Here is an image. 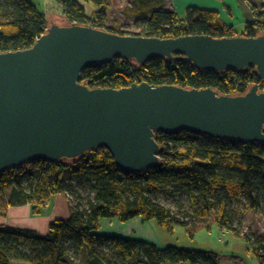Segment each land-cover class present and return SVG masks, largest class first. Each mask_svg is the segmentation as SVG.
Instances as JSON below:
<instances>
[{
    "label": "trees",
    "instance_id": "trees-1",
    "mask_svg": "<svg viewBox=\"0 0 264 264\" xmlns=\"http://www.w3.org/2000/svg\"><path fill=\"white\" fill-rule=\"evenodd\" d=\"M95 6L88 17L77 0H60L68 24L106 29V10L111 0H85ZM151 0H137L133 11L143 13V37L177 38L205 35L214 38L261 34L264 0L248 6L253 19L240 32L223 24L216 12L189 8L183 17L150 6ZM257 3V4H256ZM45 13L33 0H0V52L30 48L48 27ZM79 82L89 88L122 89L132 84L175 85L182 88H210L220 95H243L262 82L249 66L223 72L198 70L188 61L157 58L143 64L114 59L85 68ZM160 167L139 174L118 169L111 154L99 147L76 160L50 163L35 160L0 174V204L29 205L32 216L42 215L51 197L64 191L70 201L68 219H56L44 236L30 229L0 226V264H220L217 254L155 244L118 236L98 235L101 219L126 222L136 217L156 221L167 232L185 228L192 236L213 210L216 223L235 238H243L258 264H264V237L248 236L233 223L236 214L226 211L232 199L243 200V212H264V144H240L180 131L174 135L157 132ZM184 194L190 212H177L157 201L158 196ZM1 214H4L1 212Z\"/></svg>",
    "mask_w": 264,
    "mask_h": 264
},
{
    "label": "water",
    "instance_id": "water-1",
    "mask_svg": "<svg viewBox=\"0 0 264 264\" xmlns=\"http://www.w3.org/2000/svg\"><path fill=\"white\" fill-rule=\"evenodd\" d=\"M157 58L206 71L252 66L264 82L262 33L161 39L52 22L30 48L0 52V174L35 160H76L99 147L118 169L139 174L161 165L157 132L264 144V87L257 84L229 96L210 88L145 82L89 88L79 82L90 66Z\"/></svg>",
    "mask_w": 264,
    "mask_h": 264
},
{
    "label": "rangeland",
    "instance_id": "rangeland-1",
    "mask_svg": "<svg viewBox=\"0 0 264 264\" xmlns=\"http://www.w3.org/2000/svg\"><path fill=\"white\" fill-rule=\"evenodd\" d=\"M134 0H112V3L110 7L107 9V22L112 27H108L109 29H117L120 32L126 33V34H139L141 33V25L144 21L143 13L133 14L130 10H132V3ZM33 2L41 8V10L45 13L46 19L48 16V25L52 22H58V23H67V20L65 19L63 15V11L61 8L60 0H52L51 1H44V0H33ZM249 2L247 1V4ZM257 4V3H256ZM61 12V14H60ZM62 15V16H61ZM237 32H240L241 30L235 29ZM157 201L162 204L163 206L171 209L173 212H177L179 208H182L183 212H190V203L186 195L180 194L175 195L172 197H168L165 195H160L157 198ZM243 200H237L232 199L229 203H227V207L225 208L226 211H236L241 212L236 214L235 222L233 223V226L241 231L243 234H246L248 236L252 235H260L264 237V212H257V211H245L243 212ZM69 208L70 210V201L64 191H61L51 197L50 202L48 203V207L44 209L42 212H46L45 217H48L50 214V210L55 209L57 213L59 214V217L62 216L63 213H66L63 209L64 207ZM49 208V209H48ZM6 208L4 207V204H0V214L3 212L5 214ZM53 212V211H52ZM1 214V215H4ZM30 215H31V209H30ZM32 216V215H31ZM41 216V215H40ZM37 217V216H32ZM216 211L213 210L210 218L206 221L207 223H211L208 228L206 227H200L204 226V224L197 225V228L195 229V239H190L189 232L182 227H175L171 233L167 232L164 228H162L156 221L152 220L147 221L146 223L149 224L150 227L147 225H138L134 224V228H137L138 230L133 234L135 236V239L140 240L139 238L148 239L149 241L161 245L163 248L167 246H175L179 248H192L194 250L198 249L199 251L212 250L221 256L226 255V247L232 246L234 247L233 250L240 251V249L243 247V245L246 244L244 239H234L233 241H230L227 243V238L230 237V235L224 236L222 235L218 230L216 226ZM132 220V219H131ZM131 220L126 222H119L121 224H126L125 226H128L129 222ZM136 220V219H133ZM205 222V223H206ZM21 223V222H20ZM206 223V224H207ZM16 224V223H15ZM102 224V223H101ZM99 221V229L96 231L98 235H106V236H117L113 234H106L108 232L113 233H123L125 230V227H114L107 223H103L102 225ZM14 227V226H13ZM20 228V227H16ZM200 228V229H199ZM26 229V228H21ZM212 231V234L208 236V232ZM95 232V233H96ZM216 234L219 236V241H214L212 239V236H216ZM218 236H216V239H218ZM121 237V236H118ZM235 238V237H233ZM131 239V238H127ZM150 242V243H151ZM247 245V244H246ZM190 250V249H189ZM254 257V256H253ZM255 258V257H254ZM74 264H84L83 257H80L79 260H77Z\"/></svg>",
    "mask_w": 264,
    "mask_h": 264
},
{
    "label": "crops",
    "instance_id": "crops-1",
    "mask_svg": "<svg viewBox=\"0 0 264 264\" xmlns=\"http://www.w3.org/2000/svg\"><path fill=\"white\" fill-rule=\"evenodd\" d=\"M46 1L52 2V0H46ZM77 1L83 5L86 15L90 17L95 11V6L89 2H86L85 0H77ZM151 1L152 2L150 3V6H153L155 8H161L163 11H166V12H173L179 17H183L185 15L186 10H188L189 8L216 12L218 14L219 19L221 20L223 24L227 25L228 27H233L234 29H239V30H241L247 22H250L253 19V14L247 4V1L254 3V0H151ZM111 3H112V0H111ZM133 3H137V0H134ZM133 3L131 6H133ZM108 10H106V19L104 22V27L106 29H108V27H112L107 22ZM130 11L133 12V14H138V10L133 11L132 9ZM47 19H48V16H47ZM65 208L67 210L66 213H63L62 216L60 217L57 211H55V209L50 210L49 208L48 209L50 211V214L48 215V217H45L46 212H44L45 214L42 213L41 216L32 217L30 215L29 205L19 206V207L18 206L17 207H6L7 210L5 214L4 215L0 214V226L7 225V226H12V227L14 226V227L26 228V229L34 230L39 235L44 236L48 233V226L52 221L56 219H64V220L68 219L70 215V210L69 208L66 207V205L63 209L65 210ZM134 219L136 220L132 219L131 222L127 224L128 226H125L126 225L125 223L121 224L117 219H101L100 224L107 223L114 227H120V228L125 227V230L123 231V233L108 232L106 234H110V235L113 234V235L121 236L123 238L135 239L136 237L133 236V234L138 229L134 228V224L147 225L148 227L150 226L149 224L146 223L147 220L144 219L143 217H136ZM150 223L152 222L150 221ZM206 223H204V226H200V227L208 228L211 223H207V224ZM215 224L217 226V230L222 235L224 236L230 235V237L227 238V241H226L227 243H229L230 241H233L234 239H243V238H233V236L229 232H227L226 230L220 229L217 223ZM211 234H212V231L210 230L208 232V236H210ZM216 236L218 235L216 234ZM216 236H212V238H209V239H212L217 242L219 241L220 238L218 236V239H216ZM189 237L191 240L195 239V235H192ZM139 239L143 241L151 242L148 239H144L141 237ZM155 245L158 248H163L161 245H158V244H155ZM188 249H192V248H188ZM233 249L234 247L232 248V246L231 247L227 246L226 247L227 254L223 256L212 251L211 249L210 250L206 249V251L217 254L220 260V264H258L257 260L247 250L246 244L243 245L240 251L236 252V250H233Z\"/></svg>",
    "mask_w": 264,
    "mask_h": 264
},
{
    "label": "built area",
    "instance_id": "built-area-1",
    "mask_svg": "<svg viewBox=\"0 0 264 264\" xmlns=\"http://www.w3.org/2000/svg\"><path fill=\"white\" fill-rule=\"evenodd\" d=\"M261 33L264 34V26L262 27V31H261ZM23 166L29 168V163H28V164H25V165H23Z\"/></svg>",
    "mask_w": 264,
    "mask_h": 264
}]
</instances>
